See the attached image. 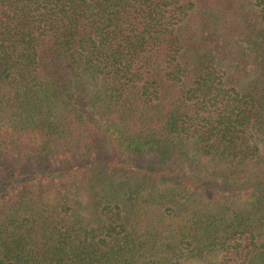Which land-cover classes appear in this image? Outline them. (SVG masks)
<instances>
[{
    "label": "trees",
    "instance_id": "obj_1",
    "mask_svg": "<svg viewBox=\"0 0 264 264\" xmlns=\"http://www.w3.org/2000/svg\"><path fill=\"white\" fill-rule=\"evenodd\" d=\"M0 264H264V0H0Z\"/></svg>",
    "mask_w": 264,
    "mask_h": 264
},
{
    "label": "rangeland",
    "instance_id": "obj_2",
    "mask_svg": "<svg viewBox=\"0 0 264 264\" xmlns=\"http://www.w3.org/2000/svg\"><path fill=\"white\" fill-rule=\"evenodd\" d=\"M102 146L98 148V153H93L91 154L90 158H92L95 161H99L102 162L103 164H106L108 167H115L119 161L122 162L123 166L126 168H128V161H126L127 159L125 157H120L119 154H117V152L115 150H113V148L110 146V142L107 139H104L102 142ZM77 162H72V164H66L61 162L59 165H55L54 163L52 164V169L55 168H61V169H67L69 167V165L74 166L76 164H80L81 161H79L80 159L76 158ZM133 163H136V161H132ZM63 163V164H62ZM141 164V162H139V165Z\"/></svg>",
    "mask_w": 264,
    "mask_h": 264
}]
</instances>
